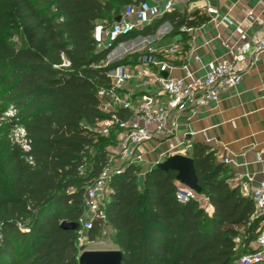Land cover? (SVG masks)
Listing matches in <instances>:
<instances>
[{"label":"trees","instance_id":"obj_1","mask_svg":"<svg viewBox=\"0 0 264 264\" xmlns=\"http://www.w3.org/2000/svg\"><path fill=\"white\" fill-rule=\"evenodd\" d=\"M139 1L145 0H0V117L15 111L0 124V264H79L85 246L61 223L83 217L85 189L106 167L115 142L95 131L107 117L97 93L128 58L106 65L108 56L165 23L173 34L209 20L199 11L165 13L98 49L94 27L111 24ZM129 57L138 62L140 54ZM16 125L26 131L27 152L9 139ZM190 158L211 216L195 200L177 202L175 171L150 169L140 188L139 166L129 164L108 182L106 221H93L87 241L106 226L122 264H236L251 251L264 217L229 185L210 147L193 144Z\"/></svg>","mask_w":264,"mask_h":264},{"label":"built area","instance_id":"obj_2","mask_svg":"<svg viewBox=\"0 0 264 264\" xmlns=\"http://www.w3.org/2000/svg\"><path fill=\"white\" fill-rule=\"evenodd\" d=\"M158 1L163 2L162 11L157 4L139 1L123 8L119 22L96 25L93 39L97 47L110 46L118 38L149 25L187 0ZM212 13L213 9L207 7L206 14L210 16ZM222 20L231 24L226 16ZM180 31L188 33L191 29L182 27ZM263 51L264 27L261 36L244 41L231 50L227 58L208 62L201 77L189 72L187 64L182 66L187 73L184 77L163 75L174 68L170 61L179 52L176 44L161 48H156L151 43L145 44L144 52L138 59V67L122 64L108 72V86L97 93L99 109L107 117L97 123L95 131L104 138L114 135L115 142L107 148L109 161L106 167L85 189L84 215L77 223L76 230L79 245L87 241V232L94 220L106 221L102 205L109 194L108 182L129 164L138 163L137 148L149 141L171 136L185 112H194L217 103L222 94L242 82L243 73L237 65ZM193 59L198 61L199 57L193 56ZM108 63L110 61L107 60L106 65ZM150 67L155 71L149 70ZM133 80L136 81L134 88L129 89ZM14 115L15 111L8 108L0 117V124L6 123ZM9 139L23 151L29 150V141L22 126H14ZM184 153H169L166 159L175 155L185 156ZM257 160L262 162L259 155ZM27 161L32 163L31 159ZM224 163H229V160L225 159ZM197 193L179 183L175 198L178 203L184 204L190 200L196 201ZM249 197L254 205L255 216L264 217V172L262 180L253 188ZM261 224L256 239L250 245L251 251L243 255L236 264H264V219Z\"/></svg>","mask_w":264,"mask_h":264},{"label":"crops","instance_id":"obj_3","mask_svg":"<svg viewBox=\"0 0 264 264\" xmlns=\"http://www.w3.org/2000/svg\"><path fill=\"white\" fill-rule=\"evenodd\" d=\"M145 1L157 4L162 11L163 2ZM207 7L213 9L210 16L206 14ZM195 11L205 14L209 20L188 33L178 30L171 34V25L165 23L153 36L133 40L138 41V50L122 55L119 60L127 56V65L135 68L138 62L129 55L144 52L145 44L151 43L156 48L176 44L179 52L170 61L174 68L163 75L184 77L187 73L182 66L187 64L189 72L201 77L208 62L227 58L230 51L244 41L262 35L264 0H187L177 4L172 12L191 14ZM223 16L231 24L223 21ZM193 56L199 60L195 61ZM237 68L242 71L243 80L236 88L222 94L217 103L185 112L171 136L139 146L137 165H149V170L157 168L169 153L179 151L190 158L192 145L203 144L215 152L216 162L226 167L229 185L238 187L243 196L249 197L264 172V51L242 61ZM149 70L155 71L151 67ZM135 83L133 80L129 89L134 88ZM258 155L262 162H258ZM225 159L229 163H224ZM179 183L176 180L175 184ZM196 201L211 216L213 209L206 197L203 196L205 204Z\"/></svg>","mask_w":264,"mask_h":264},{"label":"water","instance_id":"obj_4","mask_svg":"<svg viewBox=\"0 0 264 264\" xmlns=\"http://www.w3.org/2000/svg\"><path fill=\"white\" fill-rule=\"evenodd\" d=\"M120 21V17L115 19ZM158 169L173 170L177 173L176 180L181 184L192 188L196 192H200V187L197 184L193 160L186 156L175 155L166 159L160 164ZM63 229L77 230V223L62 222ZM79 264H122V254L118 250L114 251H83L79 256Z\"/></svg>","mask_w":264,"mask_h":264},{"label":"rangeland","instance_id":"obj_5","mask_svg":"<svg viewBox=\"0 0 264 264\" xmlns=\"http://www.w3.org/2000/svg\"><path fill=\"white\" fill-rule=\"evenodd\" d=\"M99 48L100 47H98V49ZM136 49L138 50V41L121 44L108 56L107 60L110 62L117 61L122 55L135 52ZM138 166L140 169L139 174L141 175L138 180V185L141 188L143 174H145V172L149 170V165L138 164ZM203 196L204 195L200 194V192L196 194V199L200 200V204H205V202L203 201ZM236 242L237 245L240 244V239H236ZM82 245L85 246L84 251H114L117 249L113 243V232L106 226L102 227L98 238L94 242L89 243L88 241H86Z\"/></svg>","mask_w":264,"mask_h":264}]
</instances>
